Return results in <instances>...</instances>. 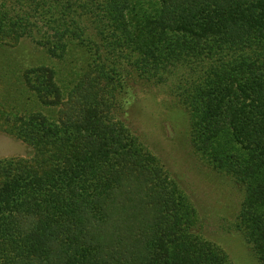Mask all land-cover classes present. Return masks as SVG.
<instances>
[{
	"label": "trees",
	"instance_id": "16d2710c",
	"mask_svg": "<svg viewBox=\"0 0 264 264\" xmlns=\"http://www.w3.org/2000/svg\"><path fill=\"white\" fill-rule=\"evenodd\" d=\"M4 22L53 56L95 42L103 57L58 117L0 113V132L34 148L0 158V264H233L117 116L128 67L171 84L195 152L242 187L238 230L264 264V0H0V35Z\"/></svg>",
	"mask_w": 264,
	"mask_h": 264
},
{
	"label": "rangeland",
	"instance_id": "374dc122",
	"mask_svg": "<svg viewBox=\"0 0 264 264\" xmlns=\"http://www.w3.org/2000/svg\"><path fill=\"white\" fill-rule=\"evenodd\" d=\"M9 24H2L8 34L0 35V113L16 117L39 108L47 117H58L56 113L62 104L68 100L70 104L73 86L80 82L85 69L92 62L102 63L103 54L96 53L94 42L87 47L76 45L64 57L53 56L34 37L14 38ZM91 36H94L92 32ZM132 68H126L130 76L122 90L123 98L129 99V103L116 112L117 116L180 184L197 211L198 231L221 245L233 264H260L237 226L244 198L242 187L195 152L190 139V114L170 90L171 84L147 82ZM52 82L58 86L56 91H41L42 85L50 86ZM96 88L102 98L104 90L97 85ZM0 148H8L0 150V158L29 156L34 152L32 146L3 132H0Z\"/></svg>",
	"mask_w": 264,
	"mask_h": 264
}]
</instances>
